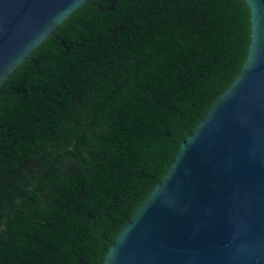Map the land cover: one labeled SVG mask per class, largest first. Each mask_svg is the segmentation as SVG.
I'll return each instance as SVG.
<instances>
[{
	"label": "trees",
	"instance_id": "16d2710c",
	"mask_svg": "<svg viewBox=\"0 0 264 264\" xmlns=\"http://www.w3.org/2000/svg\"><path fill=\"white\" fill-rule=\"evenodd\" d=\"M246 0H88L0 86V264H104L241 73Z\"/></svg>",
	"mask_w": 264,
	"mask_h": 264
},
{
	"label": "water",
	"instance_id": "95a60500",
	"mask_svg": "<svg viewBox=\"0 0 264 264\" xmlns=\"http://www.w3.org/2000/svg\"><path fill=\"white\" fill-rule=\"evenodd\" d=\"M88 0H0V86ZM241 73L104 264H264V0Z\"/></svg>",
	"mask_w": 264,
	"mask_h": 264
}]
</instances>
